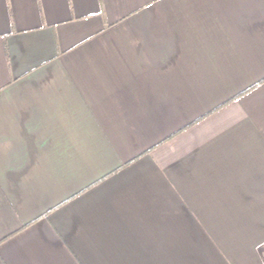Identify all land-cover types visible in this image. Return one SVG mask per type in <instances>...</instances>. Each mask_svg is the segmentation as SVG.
I'll return each mask as SVG.
<instances>
[{
	"label": "crops",
	"instance_id": "obj_1",
	"mask_svg": "<svg viewBox=\"0 0 264 264\" xmlns=\"http://www.w3.org/2000/svg\"><path fill=\"white\" fill-rule=\"evenodd\" d=\"M0 264H264V0H0Z\"/></svg>",
	"mask_w": 264,
	"mask_h": 264
}]
</instances>
